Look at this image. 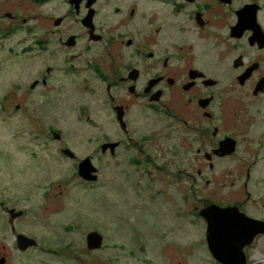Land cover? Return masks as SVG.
<instances>
[{
	"label": "flooded vegetation",
	"instance_id": "obj_1",
	"mask_svg": "<svg viewBox=\"0 0 264 264\" xmlns=\"http://www.w3.org/2000/svg\"><path fill=\"white\" fill-rule=\"evenodd\" d=\"M168 30L172 35H166ZM19 32L26 34L16 40L21 52H47V68L31 82L47 89V114L52 93L70 83L71 93L82 90L102 100L94 110L84 105L83 112L104 109L113 126L108 139L88 138L95 143L89 155L79 156L66 140L55 155L77 170L90 158L97 178L100 166L109 165L112 180L127 184L125 170H116L126 164L138 176L143 172L150 185L163 180L134 188L153 192L154 199L167 192L173 197L176 191L182 213L198 221L200 238L193 244L200 247L189 264H240L238 256H231L234 243L224 262L211 255L200 213L219 208L224 227L264 225V0H0V49ZM177 34L185 43L175 39ZM0 64L9 66L3 60ZM36 87L30 85L28 91ZM1 98L2 110L15 99ZM29 99L17 103L15 112L29 110ZM38 117L44 119L43 127H35L32 119L26 132L32 148L7 150L16 156L17 173L0 159V241L8 237L9 223L16 251L35 250L18 248V236H25L47 255V233H28L18 226L32 214L33 205L18 208L30 202L31 194L43 200L39 209L47 225V167L58 159L38 158L50 156L62 130L47 126V115ZM151 124L155 131L142 130ZM175 162L180 169H173ZM25 178L29 182L21 183ZM20 184L26 194H19ZM235 230L219 235L239 236ZM263 236L243 248L245 264H253V245L261 243L264 256ZM138 249L143 252L142 245ZM180 257L179 252L174 256L178 264ZM8 263L9 257L1 254L0 264Z\"/></svg>",
	"mask_w": 264,
	"mask_h": 264
},
{
	"label": "rangeland",
	"instance_id": "obj_2",
	"mask_svg": "<svg viewBox=\"0 0 264 264\" xmlns=\"http://www.w3.org/2000/svg\"><path fill=\"white\" fill-rule=\"evenodd\" d=\"M166 35H172V31L168 30ZM25 37L24 32H19L14 39L5 40L0 49V60L9 64V66L4 64V67L0 64V101L2 94L4 97L15 98L6 99L9 103L5 104V108L7 106L8 108L0 109V159L7 162L11 173H17L16 156L12 151L8 154L7 150H15L22 146L32 148L34 142L29 141L26 132L29 128L28 122L32 119L35 120V127H43L44 119L38 117L39 113L43 114L44 118L47 115V126L62 130V136L55 137L58 143H52L54 151L50 156L43 155L42 158H38L39 160L58 159V163H51V166L47 167V192H49L47 225L44 220L45 212L39 209L43 206L40 197L31 194L32 198L28 204L20 203L18 206L23 210L26 206L33 205L30 210L32 214L20 219L18 226L28 233L36 230L41 236L47 233V255L39 252L36 246H34L35 250L27 254L16 251L13 248L15 237L10 231L9 223L8 237L0 241V255L9 257L8 264H174V262L178 264L174 256L179 252L180 263L189 264L192 256L197 255L194 254V249L200 247V244L195 247L193 244V241L200 238L198 221L189 214L182 213L176 191L173 197H170L171 192H167L154 199L153 192H138L134 188H138L141 183V185L146 183L147 186H155L163 180L156 179L150 185L149 179L143 172L138 176L132 167L125 164L118 166L116 170H125L127 184L112 180L113 169L109 165L100 166L97 180L90 182L77 176L79 168L77 170L73 164L55 155V149L62 147L61 142L64 140L73 146L79 156L89 155L95 143H89L88 138L101 139L107 136L108 139L113 126L104 109H101L99 114L91 112L102 100L98 102L82 90L71 93L70 83L67 84L66 90L61 89L58 93H52V104L47 102L51 113L47 114V109L43 108L47 89L45 90L40 83H31L47 68V52L40 50H36L34 54L21 52L22 43L16 40ZM175 39L185 43L180 34H177ZM12 44H14L13 51L8 54L6 49ZM25 44L27 42L23 41V45ZM30 85L37 87L30 92L28 91ZM16 87L20 89L12 92ZM28 97L29 110L15 112L14 106L17 103L23 105ZM84 105H89L91 110L87 113L83 112ZM142 130L152 132L155 131V126L145 125ZM37 143L36 141L35 144ZM85 160L92 162L90 158ZM19 162L22 164L24 160L21 159ZM198 164L195 163L196 168ZM180 168L179 163L175 162L173 169ZM242 174L245 175V171ZM34 181L35 178L32 177L30 186ZM24 182H29V179H22L21 183ZM19 194H26L23 184H20ZM1 219L0 215V223ZM92 232L102 236V245L97 250L89 251L86 237ZM138 245L143 246V252L138 249ZM252 247L255 248L253 264H264L261 243Z\"/></svg>",
	"mask_w": 264,
	"mask_h": 264
},
{
	"label": "water",
	"instance_id": "obj_3",
	"mask_svg": "<svg viewBox=\"0 0 264 264\" xmlns=\"http://www.w3.org/2000/svg\"><path fill=\"white\" fill-rule=\"evenodd\" d=\"M90 164L89 160H84L79 166L78 175L82 179L91 182L96 181L97 176L94 175L96 170L92 168ZM221 213L222 210L215 207H210L200 213L207 223V242L209 251L216 260L224 262L223 259L226 258L227 251L233 249L232 243L237 244V247H234L236 252L231 256H238L240 264H245V254L243 253V248L251 245L255 236L264 233V229L262 228L264 225L261 222H254L251 224L252 226H249L248 228H244V226L240 228L236 223L229 224L227 227H224L222 221L219 220ZM234 228L236 229L235 231L240 234L239 236L226 238L225 236L219 235L222 230L231 231ZM239 229L241 231H239ZM101 245L102 236L99 233L92 232L87 235L86 246L89 251L94 249L97 250L101 247ZM33 246H37V243L32 239L25 236H18V248L21 251Z\"/></svg>",
	"mask_w": 264,
	"mask_h": 264
}]
</instances>
